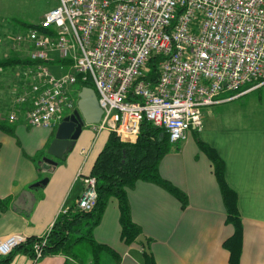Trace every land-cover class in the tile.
<instances>
[{"label": "built area", "instance_id": "built-area-1", "mask_svg": "<svg viewBox=\"0 0 264 264\" xmlns=\"http://www.w3.org/2000/svg\"><path fill=\"white\" fill-rule=\"evenodd\" d=\"M15 41L32 64L20 67L8 121L17 122L13 110L27 106L19 113L36 128L57 127L67 110L77 109L69 87L91 81L103 110L95 129L135 143L147 120L175 144L202 129V109L264 85V0H59ZM54 54L56 68L68 73H52ZM83 181L77 209L91 212L97 179ZM47 236L33 245L35 261L43 258ZM28 239H0V257Z\"/></svg>", "mask_w": 264, "mask_h": 264}, {"label": "crops", "instance_id": "crops-1", "mask_svg": "<svg viewBox=\"0 0 264 264\" xmlns=\"http://www.w3.org/2000/svg\"><path fill=\"white\" fill-rule=\"evenodd\" d=\"M5 6L6 0H0V38L5 37L9 22L13 25L33 24L15 17L5 18ZM21 30L25 32L28 29ZM14 41H10L12 46ZM5 80L0 77V86L6 84ZM7 82L19 92L15 77ZM262 88L233 100L227 97L221 104L215 105L220 107L217 110L218 114L220 110V116L214 118L215 114H212L208 119L206 115L204 140L193 128L186 141L171 147L160 160L158 171L161 178L186 194L187 205L183 207L177 197L150 182L138 181L127 191L132 221L142 229L157 264H230V253L224 242L233 236L234 228L227 223L219 182L212 162L201 149L199 141L213 148L224 161L226 182L237 193L243 224L240 264H264V116H250L261 101L257 97L248 100ZM244 99L250 102L248 106L237 104ZM8 110V104H0V122L13 128L12 133L0 129V201L11 199L8 209H0V239L13 234L41 238L49 233L63 208H66L65 203L73 198L75 189L76 200L81 197L83 179L91 175L111 133L92 126L95 139L82 133L66 160L58 161L52 169L53 178L49 183L33 190L35 204L31 213L25 214L14 210L13 203L29 190L30 185L41 180L34 166L35 158L44 150L43 157L48 155L47 150L56 134L52 130L58 126L36 128L22 122L13 125L6 119ZM175 144L171 143V146ZM21 164L26 176L18 179ZM120 219L118 202L112 199L101 222L93 230L95 241L110 247L118 255L116 259L104 255V263L109 264L111 259L110 264H145L143 244L136 241L126 244L121 238ZM83 261L79 263L62 254L35 261L19 251L9 264H92L93 258L89 255Z\"/></svg>", "mask_w": 264, "mask_h": 264}, {"label": "trees", "instance_id": "trees-1", "mask_svg": "<svg viewBox=\"0 0 264 264\" xmlns=\"http://www.w3.org/2000/svg\"><path fill=\"white\" fill-rule=\"evenodd\" d=\"M24 29L37 28L34 24L22 23ZM159 56L152 58L153 79L158 76L157 65ZM59 63V62H58ZM32 62L20 56L0 60V69L15 66H28ZM34 65V63H33ZM83 87L95 89L91 81L85 82ZM0 129L8 133L13 128L0 122ZM201 149L207 154L213 165V172L221 188L223 203L227 212V223L234 228L233 236L224 242V247L230 253V264H240L243 224L238 209L237 193L228 185L225 179V163L210 146L199 141ZM169 135L164 128H158L144 120L139 137L135 143H124L111 133L104 149L99 154L91 176L97 179L98 201L95 209L84 212L77 209V204L69 207L66 213H61L48 233L47 242L43 249V258L50 255H65L79 263H84V253L75 251V247L86 241L90 246L92 264H105L104 255H111L114 259L118 255L108 246L100 244L93 238L94 228L101 222L103 213L112 199L118 202L121 212V238L126 244H131L142 235V229L132 221L127 191L132 189L138 181H145L159 185L183 204L187 205V196L179 188L161 178L158 165L160 160L171 150ZM54 169L55 166H50ZM11 199L0 201L2 211L8 209ZM87 231L84 233V229ZM38 237H30L28 241L18 247L11 255L0 257V264H9L15 254L23 251L34 259L33 245ZM152 254V253H151ZM145 264H157L154 257L145 253Z\"/></svg>", "mask_w": 264, "mask_h": 264}, {"label": "rangeland", "instance_id": "rangeland-1", "mask_svg": "<svg viewBox=\"0 0 264 264\" xmlns=\"http://www.w3.org/2000/svg\"><path fill=\"white\" fill-rule=\"evenodd\" d=\"M58 5H59V0H6L4 17L5 18L15 17L17 20H23L25 22L33 23L34 25H39L43 21L45 13ZM7 25L8 26H6V29H5V33H6L5 37L0 38V60L5 59V58H10V57H16V56H20L21 58L26 59L25 52L22 49V46L15 47L16 41H14L16 40V37L19 34L23 33L21 29H24V27L20 23L13 25L12 22L7 23ZM11 40L12 42L14 41L13 46H12V42H10ZM54 56H55V60H51L48 63V66L52 70V73L57 77H59L62 74L68 73L70 70L67 68H65L63 71L56 68L59 64L56 59V54H54ZM0 70H2V75L0 76L1 79H6L5 80L6 84H3V86H0V104H2L3 102L6 106L8 104L10 111H12L10 106H12L14 98H16V96L18 95L15 93H18V92L15 91L14 86L10 82H7V81L9 79L12 80V77H15L16 85L18 87V81H19V76H20V66H15L13 68L0 69ZM2 83H4L3 80H2ZM262 87L263 88L261 90L249 96L248 98L249 100L252 97H257L258 101H261L260 104L258 103L255 112H252L250 116H264V85ZM82 88L83 86L80 83H77L69 87V97L71 100L74 101V109L77 107V104L79 101L78 96ZM242 103H244L246 106L250 104V102H247V99H244L241 103L238 102L237 104L239 105ZM226 106L232 107L235 105H232V106L226 105ZM25 107L27 106H17L13 110L19 116L18 121L12 123L13 125H18L20 122H22L30 126L25 116L19 113V109L20 108L25 109ZM218 109H220V107L216 108V106H211V107L202 109L201 115H202L203 126L201 130H198L199 132L198 134L202 140H204V131L206 127V115L208 116V119L212 117V114H215L214 118H217L216 115L220 116V110H219V114L217 112ZM258 110H263V111L260 113L258 112ZM10 111L8 110V112H6L5 114V116L7 117L6 118L7 120L9 119V115L11 113ZM72 112L73 111L71 110H67L64 114V118L72 114ZM92 127L86 125L83 128V136H89V138L93 140L95 139L96 134ZM52 131L56 132L57 129H54ZM180 143L181 142H179L178 144H175L174 146L172 145V147L178 146L180 145ZM45 151L46 150H44V152L38 153V156L35 158V163H34L35 169L37 173L39 174V176L41 177V180L39 182H42L45 179H49L50 181L53 178L52 176L53 171L50 168V166L52 165L47 162L49 155L46 154V156L43 157V155L45 154ZM47 153H48V150H47ZM25 159L27 160L28 158L25 156ZM30 163L33 165V161ZM88 166L90 167V165ZM89 167H88L87 173L89 171ZM25 176H26V173L22 171V164H21V168L18 170V173H17V178L20 179ZM76 198H77V192L75 189L73 198H70L65 203V207L67 208V207L73 206L75 202L77 201ZM86 231H87V227H85L83 232L85 233ZM90 250L91 248L86 241L84 242V244L82 243L75 247V251H80L84 253L83 255L85 257H88L89 255H91ZM111 262L112 260L109 259L108 263L110 264Z\"/></svg>", "mask_w": 264, "mask_h": 264}, {"label": "water", "instance_id": "water-1", "mask_svg": "<svg viewBox=\"0 0 264 264\" xmlns=\"http://www.w3.org/2000/svg\"><path fill=\"white\" fill-rule=\"evenodd\" d=\"M78 97L77 109L71 115L65 117L58 125L55 138L48 148L50 158H48L47 162L51 165L57 166L58 161L66 160L67 155L73 150L86 125L93 126L101 122L103 110L99 105L96 91L93 88L83 87ZM48 183L49 179H45L30 186L29 190L24 191L15 200L13 203L14 210L30 214L36 200L33 190L46 186ZM136 242L143 244L148 256L152 255L145 236L140 235Z\"/></svg>", "mask_w": 264, "mask_h": 264}]
</instances>
